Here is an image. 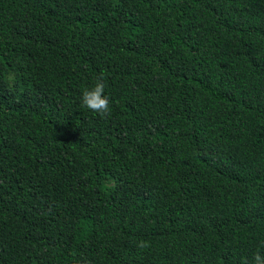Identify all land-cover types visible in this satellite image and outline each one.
Returning <instances> with one entry per match:
<instances>
[{"label":"trees","instance_id":"1","mask_svg":"<svg viewBox=\"0 0 264 264\" xmlns=\"http://www.w3.org/2000/svg\"><path fill=\"white\" fill-rule=\"evenodd\" d=\"M257 253L264 0H0V264Z\"/></svg>","mask_w":264,"mask_h":264},{"label":"clouds","instance_id":"2","mask_svg":"<svg viewBox=\"0 0 264 264\" xmlns=\"http://www.w3.org/2000/svg\"><path fill=\"white\" fill-rule=\"evenodd\" d=\"M82 105L102 118H107L111 114V100L109 96L105 95V83L102 77L93 87L83 92ZM148 246L146 241H141L138 245L140 248ZM244 264H248V262L245 261ZM252 264H264V256L259 253L255 254Z\"/></svg>","mask_w":264,"mask_h":264}]
</instances>
